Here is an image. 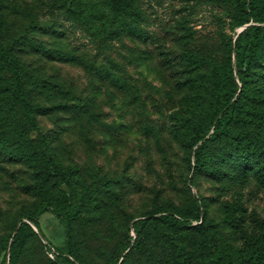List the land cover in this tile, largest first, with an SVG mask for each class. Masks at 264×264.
Masks as SVG:
<instances>
[{
  "label": "rangeland",
  "instance_id": "1",
  "mask_svg": "<svg viewBox=\"0 0 264 264\" xmlns=\"http://www.w3.org/2000/svg\"><path fill=\"white\" fill-rule=\"evenodd\" d=\"M235 21L234 0H0V41L18 38L27 88L44 107L29 136L48 135L61 164L77 167L69 191L87 197L72 222L85 264L113 259L132 218L153 205L187 218L202 212L149 235V249L133 248L124 264H178L173 248L230 259L264 233V153L240 172L214 142L210 163L224 173H192L179 121L205 99L211 67L242 29ZM13 146H0V259L31 210L34 221L23 219L37 235L18 264H52L50 250L69 240L52 207H42L56 185L42 184L28 158L7 156Z\"/></svg>",
  "mask_w": 264,
  "mask_h": 264
},
{
  "label": "trees",
  "instance_id": "2",
  "mask_svg": "<svg viewBox=\"0 0 264 264\" xmlns=\"http://www.w3.org/2000/svg\"><path fill=\"white\" fill-rule=\"evenodd\" d=\"M234 5L235 25L242 26V29L229 39L224 61L211 67L205 99L189 114L179 116L180 123L184 125L183 140L190 149L188 164L192 173H224L222 169H214L210 163V159L215 158L210 152L214 142L223 145V153H219V157L240 172L264 153V0H234ZM70 11L75 13L72 8ZM17 41L18 38L8 45L0 41V124L13 127L6 133L5 128L0 126V146L14 143L12 148L5 149L7 156L28 158L42 184L52 182L56 185V192L51 193L47 204L42 207H52L65 225L69 240L66 250L52 248L55 251L50 259L52 264H85L75 248L72 222L87 197L82 192L75 199L69 191L68 185L77 167L61 164L51 149L48 135L40 132L38 141L34 143L29 136L31 130H39L38 114L44 107L31 98L27 74L14 52ZM53 107L67 108L69 103L57 102ZM201 212L198 206L192 218L200 219ZM142 215L132 218L122 249L113 259L102 264H124L133 248L141 251L149 249L145 243L149 235L160 233L165 227L187 226L192 219L181 210L161 212L157 205L145 210ZM23 217L34 221L31 210L24 212L16 232L5 241L6 252L0 264H18L27 248L29 234L37 235ZM131 229L135 235L130 234ZM171 255L178 264H264V233L247 243L238 257L230 259L216 255L199 260L193 250L179 248H173Z\"/></svg>",
  "mask_w": 264,
  "mask_h": 264
},
{
  "label": "built area",
  "instance_id": "3",
  "mask_svg": "<svg viewBox=\"0 0 264 264\" xmlns=\"http://www.w3.org/2000/svg\"><path fill=\"white\" fill-rule=\"evenodd\" d=\"M49 254L53 257L54 256V254H55V251H54V249H51L50 250V252H49Z\"/></svg>",
  "mask_w": 264,
  "mask_h": 264
}]
</instances>
